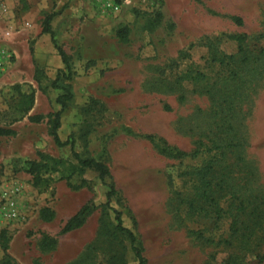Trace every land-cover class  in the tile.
<instances>
[{
  "label": "rangeland",
  "instance_id": "1",
  "mask_svg": "<svg viewBox=\"0 0 264 264\" xmlns=\"http://www.w3.org/2000/svg\"><path fill=\"white\" fill-rule=\"evenodd\" d=\"M48 15L72 67L59 89ZM0 50L11 55L0 128L15 131L0 136V264H138L114 210L146 264H264V0H0ZM67 84L58 134L73 149L49 133ZM43 159L36 187L28 162ZM88 204L83 226L61 234Z\"/></svg>",
  "mask_w": 264,
  "mask_h": 264
},
{
  "label": "trees",
  "instance_id": "2",
  "mask_svg": "<svg viewBox=\"0 0 264 264\" xmlns=\"http://www.w3.org/2000/svg\"><path fill=\"white\" fill-rule=\"evenodd\" d=\"M53 17H54V15H48L47 16V18L45 19V21L43 23L42 33L43 34H49L51 36L52 42H53L59 56L62 59L61 62H63V64H65V69L67 71V74L65 73V71L60 70L57 74L56 79L52 83V85L56 89H59L60 88L59 85H60L61 79H62V76H60V75H63V77L66 76L65 79L70 81L72 78L71 77L72 67H71V63L69 62L68 55L63 50V48L58 44V42L56 41V39L54 37V31L51 27V21H52ZM128 34H129L128 29L124 28V29H121L118 31L117 36L121 40L126 41L128 38ZM241 50L243 51V49H241ZM63 91L65 92V94L58 97V99H57V102L61 105V110L55 114H50L48 116L49 123L51 126L49 133L52 136L55 144L58 147H67L70 145L73 149L74 145H73L72 141L71 142L69 140H67V142L62 141L59 134H58V130L61 127V115H62L63 111L67 110V108L69 106V102L73 98V93H72L70 84H67L66 87L63 88ZM34 102H35L34 92H32L31 94H22L21 95V99L19 101V106H18V111H17L21 115V117H25L29 114V111H31L33 108ZM43 119H44L43 116L30 117V120H32L34 122H41V121H43ZM123 131L128 135H135L128 128L123 129ZM13 135H15L14 130L6 129V128H0V136H13ZM145 137L147 139H149L150 141H153V142L156 141L155 135L146 134ZM159 142L165 143L164 141H162V139H159ZM167 146L165 147V149L163 148V150L161 152H163V153L168 152L170 149H168ZM73 154H74L75 158L77 159L76 161L79 163L81 170H92V171L96 172L101 181H105L106 178L110 177L111 172H110V169L106 163H103L102 161H98L96 159L82 158L76 152H73ZM176 154L178 156H182V157L188 155L187 153H182L180 151H177ZM28 164H29V169L27 170V172L32 175L35 186L36 187L40 186L44 182V180H43L44 178L41 174L42 170H43V168L48 167V165H47L48 163H45L44 159H43L42 162L30 161V162H28ZM109 189L110 190L107 193V206H109L112 198L116 194L115 193L116 191H115V188L113 185L109 186ZM91 210H92L91 205L88 204V205L83 206L79 211H77V214H75L66 223L65 227L61 231V234H67V233L72 232L78 228H81L83 226L84 222L86 221L87 217L91 214ZM114 211H115V219L117 221L116 229L120 233L125 234L129 238L133 252L137 258L136 260L138 261V264H146L147 261H145V257L143 254L141 244L138 241L136 235L130 229H127L123 226L121 212L116 211V210H114ZM56 243H57L56 239H53V238L46 236L43 240L42 245L44 248H53V247H55ZM4 250H5V252H7L6 246H4ZM10 263H11V261L7 255V260L5 261L4 264H10Z\"/></svg>",
  "mask_w": 264,
  "mask_h": 264
},
{
  "label": "built area",
  "instance_id": "3",
  "mask_svg": "<svg viewBox=\"0 0 264 264\" xmlns=\"http://www.w3.org/2000/svg\"><path fill=\"white\" fill-rule=\"evenodd\" d=\"M112 11L114 10V12H119V5H111L110 6ZM11 58V55H9L6 51L4 50H0V70H3L4 67L6 66V62L9 61V59Z\"/></svg>",
  "mask_w": 264,
  "mask_h": 264
}]
</instances>
